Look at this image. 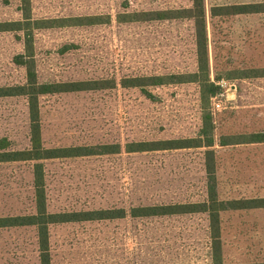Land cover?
<instances>
[{
	"label": "rangeland",
	"instance_id": "rangeland-1",
	"mask_svg": "<svg viewBox=\"0 0 264 264\" xmlns=\"http://www.w3.org/2000/svg\"><path fill=\"white\" fill-rule=\"evenodd\" d=\"M244 4L264 0H204L209 66L201 83L186 81L198 72L193 19L131 21L190 9L193 0H0V23L23 21V9L32 20L0 32V87L26 83L27 33L40 83L104 87L41 96L42 145L122 149L42 161L49 213L126 210L122 219L50 225L51 264H215L208 213L131 216L133 208L208 203V151L219 200L264 199V142H251L264 139V12L213 14ZM86 16L98 20L39 24ZM255 73L263 76L245 77ZM144 77L168 83L123 86ZM30 126L25 97L0 98V145L28 150ZM185 140L202 146L126 150ZM35 163H0V218L35 214ZM220 242L224 264L264 263V208L220 213ZM39 254L35 226L0 228V264H40Z\"/></svg>",
	"mask_w": 264,
	"mask_h": 264
},
{
	"label": "trees",
	"instance_id": "trees-1",
	"mask_svg": "<svg viewBox=\"0 0 264 264\" xmlns=\"http://www.w3.org/2000/svg\"><path fill=\"white\" fill-rule=\"evenodd\" d=\"M228 11L224 13H214L215 15H240V14H256L264 12L263 4H244L226 7ZM25 14L23 21L0 23V32H8L13 30H22L21 27L32 22L31 16L23 9ZM169 12V13H168ZM154 16L146 19L145 17L137 16L143 19L136 20H166V19H181L190 18L195 21L196 36H197V53H198V72L190 75L186 81L201 83L207 82V72L209 66L208 60V40L206 35L205 22V5L204 0H193V6L190 9H183L178 11H166L162 13H153ZM145 16V15H144ZM96 17H70L65 19H58L55 21H40L39 24L52 26H82L94 24ZM36 24V23H35ZM38 24V21H37ZM16 26L17 28H13ZM25 38V53L22 55L24 61L20 64L26 67L27 81L24 85L0 87L1 97L23 96L28 101L29 114L31 120L30 126V140L31 147L25 151H9L0 145V163L15 162V161H35L34 165V198L36 212L34 215L28 216H9L0 218V228L8 227H22L35 226L37 228L39 258L40 264H51L50 254V237L49 226L60 223L81 222V221H102L122 219L126 217L125 209H111V210H95V211H81V212H65V213H49L47 211L43 160L87 156L99 154H114L121 153V145H107L102 147L103 151H93L92 149L80 148H64V149H50L42 145L41 139V120L39 99L43 95L58 94L75 91L96 90L103 89L100 83L96 82H78V83H40L38 81L37 73L34 68L33 59V43L32 35L27 33ZM250 72V71H249ZM258 77L263 75L247 74L245 77ZM186 78V77H180ZM158 80V82H155ZM177 82H184L183 80ZM168 83L166 77H144L133 78L124 81L125 87H141L147 85ZM258 138V137H257ZM251 142H264V139H254ZM1 144V142H0ZM201 141L185 140V141H158L129 144L126 148L128 153H137L145 151L170 150L179 148H197L201 147ZM207 147L213 146V141L205 143ZM212 157V161L208 166V203L203 204H189V205H170L160 207H140L131 210L132 217H148V216H163L180 213H195L206 212L209 214L211 226L213 228V243H214V262L215 264H224L221 255L220 242V213L228 210L264 208V199H246V200H232L222 201L218 198L216 172L214 163L213 151H208ZM213 162V163H212ZM264 264V263H262Z\"/></svg>",
	"mask_w": 264,
	"mask_h": 264
},
{
	"label": "built area",
	"instance_id": "built-area-1",
	"mask_svg": "<svg viewBox=\"0 0 264 264\" xmlns=\"http://www.w3.org/2000/svg\"><path fill=\"white\" fill-rule=\"evenodd\" d=\"M216 106H217L218 108L220 107V105H219V104H217Z\"/></svg>",
	"mask_w": 264,
	"mask_h": 264
}]
</instances>
